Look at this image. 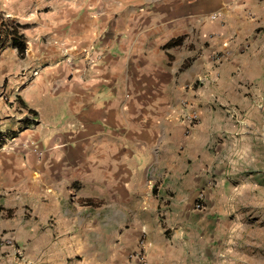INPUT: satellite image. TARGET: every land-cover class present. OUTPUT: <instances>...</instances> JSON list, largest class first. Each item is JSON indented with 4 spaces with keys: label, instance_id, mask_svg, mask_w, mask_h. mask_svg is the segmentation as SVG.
<instances>
[{
    "label": "crops",
    "instance_id": "crops-1",
    "mask_svg": "<svg viewBox=\"0 0 264 264\" xmlns=\"http://www.w3.org/2000/svg\"><path fill=\"white\" fill-rule=\"evenodd\" d=\"M0 24V206L31 261L217 264L199 203L263 131L264 0H0Z\"/></svg>",
    "mask_w": 264,
    "mask_h": 264
},
{
    "label": "rangeland",
    "instance_id": "rangeland-1",
    "mask_svg": "<svg viewBox=\"0 0 264 264\" xmlns=\"http://www.w3.org/2000/svg\"><path fill=\"white\" fill-rule=\"evenodd\" d=\"M257 120L264 121V116ZM260 129L259 124L243 129L247 134L238 142L242 149L216 158V181L209 188L213 194L199 203L201 213L221 220L220 243L214 249L217 264H264V127ZM12 214L4 209L0 213V264H37L31 261L36 253L30 237L24 236L26 253L16 220L6 222Z\"/></svg>",
    "mask_w": 264,
    "mask_h": 264
},
{
    "label": "trees",
    "instance_id": "trees-1",
    "mask_svg": "<svg viewBox=\"0 0 264 264\" xmlns=\"http://www.w3.org/2000/svg\"><path fill=\"white\" fill-rule=\"evenodd\" d=\"M9 32L10 33H8V34H12L11 36L13 38V45L17 48L18 53L20 55H23L24 54V51H25V45H24V42L22 40V37L20 35L19 36L17 35L15 29H13V30H11ZM4 33H5V31L3 29H1L0 30V34H2V36H4V35L6 36V34H4ZM178 44H179V41L178 40L177 41H174L173 43L168 44L167 45V48H171V47L177 46ZM2 211H3V208L0 207V213H2ZM7 214H10V212L8 211Z\"/></svg>",
    "mask_w": 264,
    "mask_h": 264
},
{
    "label": "built area",
    "instance_id": "built-area-1",
    "mask_svg": "<svg viewBox=\"0 0 264 264\" xmlns=\"http://www.w3.org/2000/svg\"><path fill=\"white\" fill-rule=\"evenodd\" d=\"M1 25V24H0ZM94 50V48L93 47H89L87 50H85V54L86 55H89L91 52H94L93 51ZM95 59H91V58H89L88 59V66H93L94 64H95ZM33 76H37V72H34L33 73ZM13 141V139H10V143L7 145V142H6V145H0V150H2V149H4V148H8V149H12L13 147H12V145H11V142ZM136 255H137V257H138V260H139V262H140V264H146L145 263V259H144V257H143V254L139 251V252H137L136 253Z\"/></svg>",
    "mask_w": 264,
    "mask_h": 264
}]
</instances>
